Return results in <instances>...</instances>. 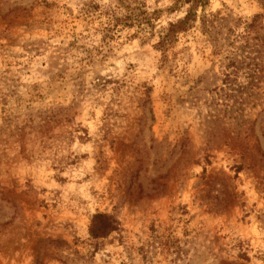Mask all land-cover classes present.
Segmentation results:
<instances>
[{
  "label": "rangeland",
  "instance_id": "rangeland-1",
  "mask_svg": "<svg viewBox=\"0 0 264 264\" xmlns=\"http://www.w3.org/2000/svg\"><path fill=\"white\" fill-rule=\"evenodd\" d=\"M176 1L0 0V264H264V0Z\"/></svg>",
  "mask_w": 264,
  "mask_h": 264
},
{
  "label": "trees",
  "instance_id": "trees-1",
  "mask_svg": "<svg viewBox=\"0 0 264 264\" xmlns=\"http://www.w3.org/2000/svg\"><path fill=\"white\" fill-rule=\"evenodd\" d=\"M209 0H177L176 5L187 6L185 16L175 23H169L166 27L162 28L159 33V41L157 44L158 49L162 52L169 48L174 41L177 39L178 35L186 31V27L195 21H200L203 30L209 34L210 39L214 38L215 34V22L207 19L205 15L200 17L197 15L198 9L202 12L205 6L208 4ZM173 8V9H174ZM136 14V15H135ZM124 13L120 18H115V23L122 26H127L135 24L134 22H140L144 20L145 17H140L143 12L139 13ZM239 168V167H238ZM115 229V222L112 217L104 213H96L92 216L89 225V235L92 239H100L109 235Z\"/></svg>",
  "mask_w": 264,
  "mask_h": 264
}]
</instances>
